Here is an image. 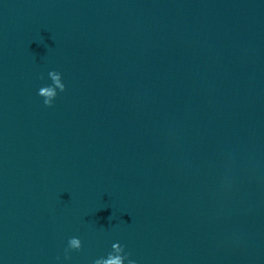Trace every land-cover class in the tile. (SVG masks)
<instances>
[{
  "label": "clouds",
  "instance_id": "obj_1",
  "mask_svg": "<svg viewBox=\"0 0 264 264\" xmlns=\"http://www.w3.org/2000/svg\"><path fill=\"white\" fill-rule=\"evenodd\" d=\"M64 90H65V89L62 87V91H64ZM48 94L51 95L52 93L49 92ZM45 105H46V106H49V107L52 106V105L49 103V101H47V100L45 101ZM71 244H72L74 247H79V246H80V245H79V241L76 240V239L71 240ZM65 258H68V255H67V254H65ZM106 264H121V260H120L119 257L111 258L108 262H106ZM133 264H135V262H133Z\"/></svg>",
  "mask_w": 264,
  "mask_h": 264
}]
</instances>
